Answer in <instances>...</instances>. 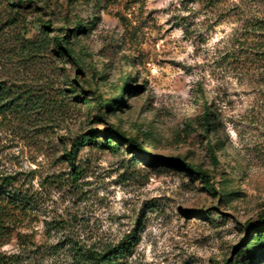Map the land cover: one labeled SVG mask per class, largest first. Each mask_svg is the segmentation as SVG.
<instances>
[{
  "label": "rangeland",
  "instance_id": "1",
  "mask_svg": "<svg viewBox=\"0 0 264 264\" xmlns=\"http://www.w3.org/2000/svg\"><path fill=\"white\" fill-rule=\"evenodd\" d=\"M14 1L0 0V264H96L130 235L110 264H264L246 262L264 244V0ZM41 19L68 29L77 65L24 46ZM85 90L121 103L98 110Z\"/></svg>",
  "mask_w": 264,
  "mask_h": 264
},
{
  "label": "trees",
  "instance_id": "2",
  "mask_svg": "<svg viewBox=\"0 0 264 264\" xmlns=\"http://www.w3.org/2000/svg\"><path fill=\"white\" fill-rule=\"evenodd\" d=\"M30 0H15L13 3H10V6L13 7H21L24 6L26 4H29ZM40 26L45 29L40 36L35 37L33 39H28L27 41H25L24 46L26 48H28V50H31L32 52H41V51H50V52H54L59 56H65L67 57L69 60H71L75 65H77V61L75 59V57H73L72 55V49L68 46V43L70 41V37H69V32L68 29H64V28H60V29H55L57 31H55L54 29H52V32L49 33L48 32V28L50 27V23L48 20L46 19H41L40 20ZM73 31L74 32H78L79 30L83 29L81 20L79 19H75L73 22ZM262 28V27H260ZM61 32H58V31ZM65 32H64V31ZM67 31V32H66ZM127 88V79L123 80V83L119 86V90L121 89H126ZM201 92V90H200ZM88 93L89 91L85 90L83 91V96H82V101H89V97H88ZM94 93H89V95H92ZM92 98L95 99L96 101V106L98 108V110L101 107H105L108 110H114L116 109V107L121 103V99H120V93L112 96L110 99H105L99 95H92ZM201 103H202V109L201 111H199L196 114V110L194 109V111H192L191 115H192V122L196 123L199 127H201L204 131L207 130L208 125L212 124L213 121V112L210 108V106L206 103V96L202 95L201 96ZM198 105V104H197ZM111 135H114L118 138H124L127 141V145L129 148H133V149H137L138 151H140L141 153L144 154V150L142 149L141 145L138 143V141L136 140V138L132 137V136H128L125 137L123 135V133H120L117 130L111 131L110 132ZM81 140L79 142H76L75 144H73L74 146H77L80 142H85V137L82 135ZM207 149L211 152V160L213 163L217 162V159L215 158V155L212 154V150H213V146L208 144ZM145 155H149L147 157H151L150 154L145 152ZM66 158L69 162V164L73 165V155H72V151H69L66 153ZM180 166L184 167L186 170L195 173L198 178L200 179V181L202 183H204V185L206 186L207 190L211 193V194H215V193H219V191H217L210 183L209 181V177L208 174L205 171H202L200 169V167H197L195 165H191L189 163H185L183 161H179L178 162ZM207 212L203 213V215H205ZM253 228H255V235L257 236V240L255 241H259V240H263L264 239V223H254L253 224ZM130 237H132V235L130 236H126V240L124 239L122 241V245H120L118 247V249H105L103 251H99V252H95L94 253V259L96 264H110V262L112 261V254H115V256H120L122 253H124L125 251L128 250L129 245H130ZM246 242L245 238L241 241V243ZM240 243V244H241ZM246 244V243H244ZM261 247H260V251L258 252V254L254 257H251L250 255L248 256V259L246 262H248L249 260H258L261 257L264 256V244L260 243ZM115 250V251H113ZM242 254V253H241ZM238 257H240V253L239 255H237ZM223 264H228L226 261H224ZM231 264V263H230Z\"/></svg>",
  "mask_w": 264,
  "mask_h": 264
}]
</instances>
